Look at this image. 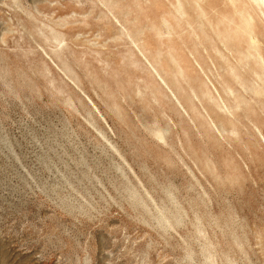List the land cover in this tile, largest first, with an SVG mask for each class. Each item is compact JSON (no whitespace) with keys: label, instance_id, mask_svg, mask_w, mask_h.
<instances>
[{"label":"rangeland","instance_id":"1","mask_svg":"<svg viewBox=\"0 0 264 264\" xmlns=\"http://www.w3.org/2000/svg\"><path fill=\"white\" fill-rule=\"evenodd\" d=\"M231 1L0 0V264H264V17Z\"/></svg>","mask_w":264,"mask_h":264},{"label":"bare ground","instance_id":"2","mask_svg":"<svg viewBox=\"0 0 264 264\" xmlns=\"http://www.w3.org/2000/svg\"><path fill=\"white\" fill-rule=\"evenodd\" d=\"M231 1V0H230ZM247 2H249V4H253V7L255 8V10H257V12L259 13V14H261V16L262 17H264V0H246ZM232 2V1H231ZM234 2V1H233ZM178 3V2H177ZM251 5H250V7H251ZM249 9V8H248ZM179 10H182V8L181 9H179ZM253 10V9H252ZM256 13V12H255ZM250 17V16H249ZM248 18V17H247ZM251 18V17H250ZM249 22V21H248ZM247 22V24H249ZM243 23V22H242ZM200 25V24H199ZM198 25V26H199ZM228 25V24H227ZM197 26V27H198ZM250 26V25H249ZM248 26V27H249ZM252 33V32H251ZM197 37V36H196ZM207 39H208V37H207ZM257 39V38H256ZM228 40V39H227ZM251 40V39H250ZM229 41V40H228ZM252 41V40H251ZM254 41V40H253ZM257 41H258V39H257ZM206 42V41H205ZM223 43V42H222ZM221 43V44H222ZM227 47H228V45H227ZM256 48V47H255ZM257 53V52H256ZM190 54V53H189ZM258 54V53H257ZM169 55H171L170 53H169ZM250 56V55H249ZM172 57V56H171ZM172 59L174 60V58L172 57ZM257 59V58H256ZM170 61H171V59H170ZM246 61V60H245ZM172 62V64L174 63V61H171ZM176 62V61H175ZM177 63V62H176ZM256 63H257V61H256ZM250 64V63H249ZM175 66V65H174ZM256 66V65H255ZM258 66V65H257ZM246 67V66H245ZM175 70V69H174ZM180 71H181V69H180ZM179 72V71H178ZM182 72V71H181ZM257 73V72H256ZM179 74V73H178ZM235 74V73H234ZM258 76V75H257ZM260 76V75H259ZM183 79V78H182ZM242 82V81H241ZM174 83H175V81H174ZM193 86H195V85H193ZM199 87V86H198ZM195 87H193V88H191L192 89V91H193V89H194ZM184 90V89H183ZM191 91V90H190ZM195 91V90H194ZM200 92V91H199ZM194 93V92H193ZM202 93V92H201ZM205 92H203V94H204ZM189 95V94H188ZM201 97H202V95H201ZM155 98V97H154ZM206 98H207V96H206ZM211 98V97H210ZM152 99H153V96H152ZM188 100H189V98H188ZM198 100V99H197ZM201 100V99H200ZM213 101V100H212ZM193 109V108H192ZM196 109V108H195ZM200 117H202V116H200Z\"/></svg>","mask_w":264,"mask_h":264}]
</instances>
